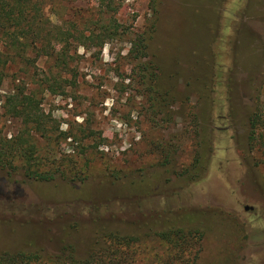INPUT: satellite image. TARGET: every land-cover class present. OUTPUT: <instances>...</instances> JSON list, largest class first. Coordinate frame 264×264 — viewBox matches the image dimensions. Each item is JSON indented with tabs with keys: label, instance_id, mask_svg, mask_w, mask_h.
Here are the masks:
<instances>
[{
	"label": "rangeland",
	"instance_id": "1",
	"mask_svg": "<svg viewBox=\"0 0 264 264\" xmlns=\"http://www.w3.org/2000/svg\"><path fill=\"white\" fill-rule=\"evenodd\" d=\"M115 3L121 35L101 47L74 44L61 78L73 73L76 84L63 93L44 88L54 64L45 56L6 69L1 134L23 127L3 106L19 83L49 117L50 138L33 140L43 167L58 170L36 181L0 167V250L38 252L32 264H50L65 245L81 257L107 230L165 228L167 210L203 216L200 264H264V0ZM100 8L98 0H48L45 14L88 33L107 23ZM139 38L147 47L134 57Z\"/></svg>",
	"mask_w": 264,
	"mask_h": 264
},
{
	"label": "trees",
	"instance_id": "2",
	"mask_svg": "<svg viewBox=\"0 0 264 264\" xmlns=\"http://www.w3.org/2000/svg\"><path fill=\"white\" fill-rule=\"evenodd\" d=\"M47 4L48 0H0V38L3 45L0 49V83L6 76V69L17 61L21 60L34 67L36 59L45 56L52 59L54 64L48 70L49 75L44 74V88L52 93H63L65 85L76 84L73 73L68 79L61 78L64 71H70L69 62L74 56L71 54L72 46L84 45L83 40H86L101 47L105 40L121 35L113 18L115 0H98L101 7L99 13L107 19V23L100 25L98 31L89 30L88 33L75 25L64 28L62 24L52 23L45 14ZM133 45L129 52L135 50L134 57L143 56L147 47L144 40L139 38ZM40 104L41 101L33 91L19 83L15 85L14 92L5 98L3 106L6 111L11 116L20 118L23 127L11 138L4 137L0 131V167L5 173L20 170L28 179L50 181L58 169L51 165L48 167L52 168L43 167L46 164L41 163L42 157L38 154L37 143L33 140L35 133L47 140L51 136L49 117L41 113ZM256 121L257 113L254 111L250 115L251 128ZM203 150L202 148V152L198 153L200 159ZM17 161H21L20 164ZM200 168L202 164L198 159L197 164L184 177L186 184L195 178ZM167 170L169 171L168 168ZM205 213L206 211L199 210L200 215ZM163 214L165 219L161 220L169 223L165 228L156 229L153 233L107 230L86 255L80 257L72 245H65L57 253L49 255L50 264H200L201 241L208 230L203 224V216L195 220L193 214L184 211L172 215L166 210ZM226 217L220 216L222 219ZM155 223L150 221L151 225ZM149 233L156 240L154 247L150 248L142 239ZM148 249L155 251L150 262H143L141 257ZM39 260L38 252L0 250V264H32Z\"/></svg>",
	"mask_w": 264,
	"mask_h": 264
},
{
	"label": "water",
	"instance_id": "3",
	"mask_svg": "<svg viewBox=\"0 0 264 264\" xmlns=\"http://www.w3.org/2000/svg\"><path fill=\"white\" fill-rule=\"evenodd\" d=\"M245 208H247V206H245Z\"/></svg>",
	"mask_w": 264,
	"mask_h": 264
}]
</instances>
